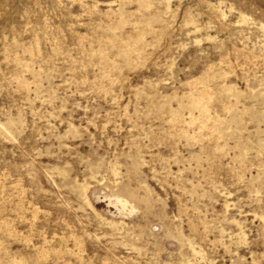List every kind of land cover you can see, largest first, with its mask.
I'll return each instance as SVG.
<instances>
[{
	"label": "rangeland",
	"instance_id": "374dc122",
	"mask_svg": "<svg viewBox=\"0 0 264 264\" xmlns=\"http://www.w3.org/2000/svg\"><path fill=\"white\" fill-rule=\"evenodd\" d=\"M0 264H264V0H0Z\"/></svg>",
	"mask_w": 264,
	"mask_h": 264
}]
</instances>
